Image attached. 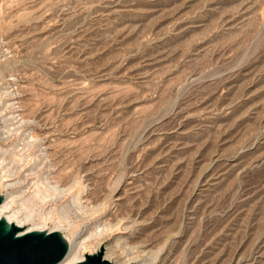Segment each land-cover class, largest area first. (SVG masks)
I'll return each instance as SVG.
<instances>
[{"label": "rangeland", "instance_id": "1", "mask_svg": "<svg viewBox=\"0 0 264 264\" xmlns=\"http://www.w3.org/2000/svg\"><path fill=\"white\" fill-rule=\"evenodd\" d=\"M37 180L83 257L264 264V0H0V194Z\"/></svg>", "mask_w": 264, "mask_h": 264}, {"label": "water", "instance_id": "2", "mask_svg": "<svg viewBox=\"0 0 264 264\" xmlns=\"http://www.w3.org/2000/svg\"><path fill=\"white\" fill-rule=\"evenodd\" d=\"M4 196L0 194V205ZM14 222L0 217V264H58L68 253L69 244L59 230L23 232ZM76 264H110L104 258V247L85 254Z\"/></svg>", "mask_w": 264, "mask_h": 264}, {"label": "bare ground", "instance_id": "3", "mask_svg": "<svg viewBox=\"0 0 264 264\" xmlns=\"http://www.w3.org/2000/svg\"><path fill=\"white\" fill-rule=\"evenodd\" d=\"M7 152L8 151H6V155H8ZM9 160H13L14 161L13 156ZM16 161L17 160H15V162ZM41 182L42 181H40L38 184L40 185ZM37 183H36V185H38ZM42 184L43 183H41L42 188L45 187V189H42L39 186L40 188H37V190L34 193L29 194L28 197L23 198L21 201L19 200L20 202H16L15 199H14L15 197L13 196V193L9 192L7 194V196L4 197L3 203L0 205V217H4L8 222H14L16 225L22 227L23 230H24L23 232H29V231H32V230H36L37 228H35V227L31 228V229L25 227V224L28 223L29 221H31V219L33 218L32 210L35 207H37L38 205L42 204V201L45 198L50 197L56 191V187L52 186L51 183H48L46 185L47 187L46 186L43 187ZM6 187L8 188L9 186L8 185H4L3 186V184L0 183V190L4 189ZM4 214H6V215H4ZM95 231H97V229ZM77 234L72 235L71 237H68L67 235H64L66 240H67V242H68V244H69V250H68V253L65 256V258L61 262H59L58 264H76L77 262L82 261L84 259V257L80 255L81 248H83L87 244H89L91 239L94 238V236H99L100 235L99 233L96 232L95 234L91 235L88 238L81 239V237H80L81 234L80 235L79 234L77 235ZM175 237H177V235L174 234L172 230H167L166 231V237H165L164 243H163V247L168 245V243L171 242ZM101 246H102V242H101V239H99V240H97L96 245H95L94 249L92 250V253L97 252L98 249ZM114 253L115 252L113 251L112 247H108V248L106 247L104 258L107 259L110 262V264H117V260L113 261L111 259V255H114ZM130 254H132V258H129L128 261L134 260V259L136 260L137 257H140V256H137L138 254H134V253H130ZM143 255H141V257H140L141 261H139L138 264H164V262H165L164 259L162 261H159V259H157V257H156L158 255L150 256V259L144 257ZM124 264H130V263H124Z\"/></svg>", "mask_w": 264, "mask_h": 264}]
</instances>
